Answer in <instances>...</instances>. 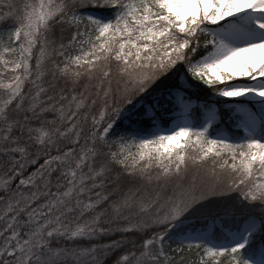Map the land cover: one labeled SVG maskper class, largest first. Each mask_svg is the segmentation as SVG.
<instances>
[{
  "label": "snow or ice",
  "instance_id": "1",
  "mask_svg": "<svg viewBox=\"0 0 264 264\" xmlns=\"http://www.w3.org/2000/svg\"><path fill=\"white\" fill-rule=\"evenodd\" d=\"M0 264H264V0H0Z\"/></svg>",
  "mask_w": 264,
  "mask_h": 264
}]
</instances>
